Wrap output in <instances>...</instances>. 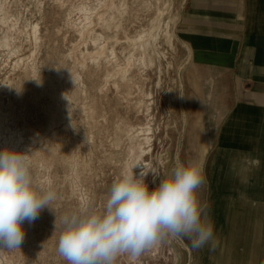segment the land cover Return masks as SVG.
<instances>
[{"label": "bare ground", "instance_id": "bare-ground-1", "mask_svg": "<svg viewBox=\"0 0 264 264\" xmlns=\"http://www.w3.org/2000/svg\"><path fill=\"white\" fill-rule=\"evenodd\" d=\"M7 2L8 1L6 0H0V66L5 65L9 60L8 58L11 56H15L16 59L13 65V72L15 74L14 77H8L7 81L4 79L0 82V149H3L5 146H11L17 148L18 150L29 151V160L31 166H40L41 168L48 171H51L52 167L56 165L70 167L71 169L69 170H72V179L75 185L80 182L88 183V185H86L88 187L83 188V191L80 189V193L78 195L80 199H82V201L84 200L85 202L94 199V197L98 195L97 191L93 188L96 183L94 184L93 182L94 185L92 186L91 178L95 172L94 161L97 158L99 150L102 149L101 146L105 147L102 154L103 160L109 161L113 160L114 155L119 152L118 148L125 141H127L126 147L122 150V152H124L127 157L125 156L126 160L124 159L125 161L123 160L124 162L119 167L120 172L125 168L133 166L134 164H140L149 171H157L158 169L162 168L165 163L168 164L167 156L164 154H161L157 157L155 164L151 161L145 160L146 154L151 153L153 149V132L149 121L144 125L136 127L128 117H118L115 114L110 116L107 115L108 113L106 114V108L99 100L102 97L101 90L103 86L105 87L103 83V85H101L102 88L99 87L98 84H92L91 88H88L86 85L83 86L82 91L84 93V101H82L83 104L81 108L85 115L86 132L83 134L81 142L84 145V149L82 151L78 150L76 153L71 151V148L75 145V141L70 135V128L74 123V120L71 116L72 110L70 98H75L76 95L72 93L68 94L67 89L70 84L75 82L79 75L77 76V74L74 72L68 75L56 71L54 72L56 69H48L47 71H43L38 67V61L36 59L35 52L36 50L38 51V48L43 41V35L40 32L39 24H41L40 21L46 17V14L40 6L41 1H37L36 3L40 20L33 22L27 19L22 20L21 12L16 9L14 11V9L11 8L12 5L8 4ZM163 3L165 5L169 4L170 6L169 0H80L75 6V9L78 10L80 13L79 16L81 17L78 25L75 24L76 20L74 18V23L72 20H70V10H68V12L65 14V22L70 23L71 25L75 24L76 27H74L78 31L79 36L83 39L85 44L91 43L93 45L92 50H89L88 47H84L85 50L82 52L76 49L81 53L79 54L80 56L75 57L76 62L88 69V62L90 61L91 65H94V71L97 72L101 69V59H106V62L110 64V66H105V75L110 79L113 77L115 78L113 82H111L114 83L117 101H120L121 98H126L127 101L130 100L129 96L135 83L134 78L130 74V69L134 64L136 53L140 54V64L146 66L152 63L154 51H157V53L161 52V50L159 51L156 47L160 35H163L165 41L173 46L171 24L175 18V15H170L168 19L164 20L163 16L165 14L164 9L166 6L163 8ZM143 10L147 12L150 11L152 14L149 16L146 27H143L142 25L140 29L137 28V30H135L136 26L134 25V22L139 18L141 14L140 12ZM96 27L99 28V31H97ZM23 42L27 43L29 48L32 50L27 56H21L22 54L20 53L22 49L25 48V46L23 47ZM72 43L73 41L71 44ZM117 47H121L122 50L127 51V56L125 55L126 61L123 66L118 62L119 54L116 53ZM72 50L70 51L72 52ZM39 52L41 51L39 50ZM39 52L37 53L40 55ZM75 53L74 55H76ZM46 69L47 68H45V70ZM80 82H82V80ZM24 83H28L31 90H35V92L37 91V93H35L33 96L31 95V101H34L36 105L39 104L42 97L44 99H48V102L46 106L44 105V117L42 119H37L32 124L22 123L21 126H19L17 119L21 112L18 114L16 110V101L14 99L16 97H20L21 100L23 99L24 88L22 86ZM104 83L108 84L106 82ZM10 85L14 86L13 97L9 91ZM136 86L138 85L136 84ZM3 94H7L8 99L6 103L1 101ZM28 101L29 100H22L21 107H26ZM140 103H142V101H140ZM44 124H46V127L44 130H41L43 129ZM42 141H44L43 145H41ZM200 151L201 153L204 152V148L202 149L201 147ZM165 154L167 155V152H165ZM173 166V163L168 164L167 169L163 171V176H161L159 173L160 178H165L168 171ZM100 172H102V170ZM52 176H55V174H52ZM150 177L151 176H149V180ZM35 179L44 185L49 183H44V181H41L44 180L43 177L41 179L39 176H36ZM48 180L50 181V179ZM69 209H71V207ZM53 213L51 211H48L47 213L42 211L39 218L34 223L28 224L25 222L23 225L25 229V239L23 243L20 245V248L16 249L10 250L7 248H0V264H36L37 258L43 259L47 255L48 251H56L58 247V240L61 234L62 216H57ZM171 244L172 238H165L158 245L147 250L145 253L147 257L151 259H156L163 252L167 254H174V259L169 264H175L178 252ZM118 264H129L128 257L126 255L119 257ZM138 264L149 263L148 260H141V258H139ZM164 264L168 263L165 262Z\"/></svg>", "mask_w": 264, "mask_h": 264}, {"label": "crops", "instance_id": "crops-1", "mask_svg": "<svg viewBox=\"0 0 264 264\" xmlns=\"http://www.w3.org/2000/svg\"><path fill=\"white\" fill-rule=\"evenodd\" d=\"M176 13L190 51L180 147L197 148L183 162L204 163L198 198L214 247L176 240L189 264H264V0H177Z\"/></svg>", "mask_w": 264, "mask_h": 264}, {"label": "rangeland", "instance_id": "rangeland-1", "mask_svg": "<svg viewBox=\"0 0 264 264\" xmlns=\"http://www.w3.org/2000/svg\"><path fill=\"white\" fill-rule=\"evenodd\" d=\"M6 1H8L7 2L8 4L12 5L11 8L14 9V11L16 9L19 12H21L22 20L27 19V20H30L32 22L40 20L39 19V13H38L37 8H36V3H37V1L38 2L41 1L40 6L42 7V10L46 14V17H44L43 20L40 21L41 24H39L40 25V32L43 35V41L39 47L40 49L38 48V51L36 50V52H35L36 59L38 61V67L40 68V70H43V71H47L48 69H50V70L56 69V70H54V72L56 71V72L64 73L66 75L74 72L75 74H77V76L79 75L82 78L81 79L78 76L77 79L79 78L78 79L79 81L76 79L75 82L70 84L68 86V89H67L68 94L72 93V94L76 95L75 98L74 97L70 98V105H71V110H72L71 116L74 120L73 126L70 128V133H71L70 135H71V137H73V139L75 141L74 142L75 145L71 148V151L76 153L78 150L82 151L84 149L83 148L84 145L81 142L82 138H83V134L86 132L85 115H84V112L81 108L82 104H83L82 101H84V98H83L84 93L82 91L83 86L86 85L88 88H91L92 84H98L99 87L102 88L101 85L104 84L105 87L103 86V88L101 90L102 97L99 100L101 101V103H103L104 107L106 108V114L108 113L107 115L111 116L112 114H115L118 117H128L130 119V121L134 124V126H136V127L144 125L148 121L150 122L151 127H152V132H153L152 133V136H153L152 137V139H153L152 147H153V149H152L151 153L146 154V156H145L146 161H151L152 163L155 164L157 157L161 154L162 155L164 154L165 156H167V159H168L167 163L168 164L173 163V165H175L174 163H176L177 160L183 161V157H184L183 152H185V151H188L189 156L193 157V155H194L193 151L196 150L197 148L180 147L181 142H183L181 140L182 134H183V131L187 125L186 120L183 116V105H182V99H181L182 87H181V81L180 80H181L182 72L185 69V62L190 55L189 54L190 51L188 50V54H187L186 49L177 42L176 36L173 32L174 27H175L176 18H177V13H176V11H177V0H169L170 6H169V4L168 5H165L164 3L162 4L163 8L166 6L164 9V12H165V14L163 16L164 20L168 19V17L170 15H175V18L173 19L172 24H171L173 46H171L170 44H168L165 41L163 35H160L158 38L156 47L158 48L159 51L161 50V52L157 53V51L156 52L154 51L152 63L148 64L146 66L143 64H140V60H139L140 54L139 53L135 54L134 64L132 65V67L130 69V74L134 78L135 83H134V87L132 89V92L129 96V98H130L129 101H127L126 98H121L120 101L116 100L117 98H116V94H115V87H114V83H112L115 78L113 77L110 79V78L106 77V75H105L106 74L105 66H110V64H108L106 62V59H104V58L101 59V61H100L101 62V65H100L101 69L97 72L94 71V69H93L94 65L92 66L90 61L88 62V69L86 67H84L83 65H81L80 63L78 64L76 62L75 57L80 56L79 55V54H81L80 52L84 51L86 47H88L89 50L93 49V45L91 43L85 44V42L79 36V33L75 28L81 19V17L79 16L80 13L78 12L77 9H75V6L77 5V3L80 0H60V1L59 0H55V1L54 0L53 1L52 0H40V1L39 0H36V1L35 0H6ZM152 1H154V0H152ZM60 3H62V4H60ZM68 10H70V20H72L73 23L76 20L75 21L76 25L75 24L71 25L70 23L65 22V20H66L65 14L68 12ZM73 12H75V13L72 14ZM140 13L141 14H140L139 18L134 22V25L136 26L135 30H137V28L140 29L142 27V25H143V27L144 26L146 27L148 24L149 16L152 14V12H150V11L147 12L144 10L141 11ZM59 25L60 26L62 25V26L60 27ZM96 29H97V31H99L98 27H96ZM48 35H50V36H48ZM72 41H73V43L71 44ZM81 42H84V43H81ZM74 43H76V44H74ZM23 44H24L23 47L25 46V48L22 49V51L20 52L22 55L21 54L20 55L21 56H27L28 54H30V52L32 50L29 48V45L27 43L23 42ZM72 48H73V50H72ZM76 49L79 50L80 52L77 51ZM39 50L41 52H39ZM70 50H72V52ZM37 52H39L40 55ZM74 53L76 55H74ZM116 53L119 54V56L117 54L118 62L120 63V65L123 66L125 64V61H126L125 57L127 56V51L122 50L121 47H117ZM121 53H123V54H121ZM64 54H65V56H64ZM69 58H70V60H69ZM8 59H7L8 61L5 65L0 66V82L4 79L7 81L8 77H14V75H15L13 72V70H14L13 65L15 63L16 57L11 56ZM11 64H12L13 68H12ZM48 64H49V67H48ZM78 65H80V66H78ZM45 68H47V69L45 70ZM77 71H78V73H77ZM158 76H160V77H158ZM80 79L82 80V82H80L81 81ZM106 80H108V81H106ZM104 82H106L108 84H105ZM79 83H81V84H79ZM136 84L138 86H136ZM9 87H10L9 88L10 94L13 97V94H14V91H13L14 88L13 87L14 86L10 85ZM22 87L24 88L22 100H29V101H28L26 107H21V102H22L21 98L16 97L14 99L16 101V107H17L16 110H17L18 114L21 112L19 114L18 119H17L19 126H21L22 123L23 124L24 123L32 124L37 119H40V118L42 119L44 117V108L48 102V99H44L42 97L39 104L36 105L34 103V101H31L32 100L31 98L35 93H37V91L35 92V90H31L28 83H24ZM69 88H70V90H69ZM71 89H73V90H71ZM149 91H151V92H149ZM152 92H153V94H152ZM150 93H151V96H150ZM72 94H70V95H72ZM7 99H8L7 94H3L1 97V101L3 103H6ZM140 101H142V103H140ZM147 116H148V118H147ZM29 121H31V122H29ZM151 122H153V123H151ZM45 127H46V124H44V127L41 130H44ZM43 144H44V141L41 142V145H43ZM126 144H127V141H125L118 148L119 152L116 153L117 157L115 154L113 157V160H109V161L103 160L102 154H103L105 147L101 146L102 149L99 150L97 158L94 161V167H95L94 171L95 172L91 178L92 186L96 183L93 186V188L97 191L98 195L95 196L94 199L88 200V202L87 201L85 202L84 200L82 201V199H80V197L78 196L80 193V189L83 191V188L88 187V186H86V185H88V183L87 182L81 183L79 181L81 184L77 183L75 185V183L73 182V179H72V172H71L72 170H69V169H71L70 167H65L62 165H56V166L52 167V170H51L52 172H51V171H48V170L41 168L40 166H38V167L31 166V170H32V173H34L33 174L34 177L39 176L41 179L43 177L44 180L40 179L41 181H44V183H47V182L50 183L51 182V185L54 187V189L56 188L55 191L57 193V199L58 200L56 199L55 201L57 203L53 202V204L51 205L52 210L45 209V210H43L44 213L51 211L52 213L54 212L53 214H55L57 216H63L65 214L71 213L72 210L73 211L78 210L80 204L82 205L84 203H91L94 207H96L97 210L101 209L103 204L106 201L107 193L110 190V186H111L112 181L120 173V169H119L120 165L126 160L127 156L124 152H122V150L126 147ZM203 148L204 147H202V149ZM165 152H167V155L165 154ZM118 155H119V157H118ZM115 161H116V163H115ZM168 164L165 163L164 166H166V167L163 166L162 168L157 170L158 172L157 171L156 172L158 174L160 173V175L163 176V171H165V169H167ZM101 170H102V172H100ZM61 173H63V174H61ZM52 174H55V176H52ZM95 175H97V176H95ZM101 178H103V179H101ZM48 179H50V181ZM150 179H151V177H150ZM93 182H94V184H93ZM61 184H63V185H61ZM104 193H106V194H104ZM76 195H77V197H76ZM71 200H73V201H71ZM67 203L70 205H68ZM67 205L70 206L72 210L69 209L70 207H68ZM74 208H75V210H74ZM68 209H69V211H68ZM171 245L174 246V248L178 252V254L176 256L175 264H189V261H188V259H186L182 245L179 243V241H177L176 239L175 240L172 239ZM50 254H51V256H50ZM161 255L159 257H157L156 259H151V258H148L146 253L144 252L140 258H141V260H148L149 264H164L165 262H167L169 264L174 259V254H167V253L163 252ZM53 256H54V258H53ZM48 261H50V262H48ZM38 263L39 264H60V263L61 264H67V262L58 254L57 250L56 251H48L47 255L43 259L37 258L36 264H38Z\"/></svg>", "mask_w": 264, "mask_h": 264}, {"label": "clouds", "instance_id": "clouds-1", "mask_svg": "<svg viewBox=\"0 0 264 264\" xmlns=\"http://www.w3.org/2000/svg\"><path fill=\"white\" fill-rule=\"evenodd\" d=\"M203 183L199 160H177L165 178L140 164L125 168L112 181L101 209L84 203L61 217L58 254L67 264H118L125 255L129 264H138L165 238H187L193 250L214 247V227L198 198ZM56 199L51 183L35 179L29 151L0 149V248H20L24 223L52 210Z\"/></svg>", "mask_w": 264, "mask_h": 264}]
</instances>
